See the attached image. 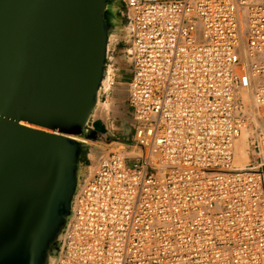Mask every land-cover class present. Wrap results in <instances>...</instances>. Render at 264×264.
<instances>
[{"label": "built area", "instance_id": "2783aa9c", "mask_svg": "<svg viewBox=\"0 0 264 264\" xmlns=\"http://www.w3.org/2000/svg\"><path fill=\"white\" fill-rule=\"evenodd\" d=\"M121 2L131 73L111 49L103 94L127 86L133 131L83 178L54 264H264V0Z\"/></svg>", "mask_w": 264, "mask_h": 264}, {"label": "water", "instance_id": "95a60500", "mask_svg": "<svg viewBox=\"0 0 264 264\" xmlns=\"http://www.w3.org/2000/svg\"><path fill=\"white\" fill-rule=\"evenodd\" d=\"M123 18L121 0H0V264L55 263L83 152L105 153L88 140H112L94 113Z\"/></svg>", "mask_w": 264, "mask_h": 264}, {"label": "rangeland", "instance_id": "374dc122", "mask_svg": "<svg viewBox=\"0 0 264 264\" xmlns=\"http://www.w3.org/2000/svg\"><path fill=\"white\" fill-rule=\"evenodd\" d=\"M122 22L124 25L125 18L122 19ZM128 46H129V40L124 31L121 30L117 35L113 37V47H114L113 55L117 61L116 65L119 70L118 73L120 74L122 72L124 79H129L131 73V65L125 53V50L127 49ZM119 93L124 94L126 93V91L125 90L118 91L117 94ZM104 106L108 108V113L105 117L99 114ZM119 110H120L119 106H117L113 102V93H110L108 96L105 95L102 96L99 106L96 112L94 113V117L103 120L109 132L107 134V137H111L112 140L110 141L109 138L104 137L103 139H100L98 141L88 140L89 143H92L102 149L106 148L105 151L122 150L120 148L124 146L122 142H124L125 139L131 136L132 134L133 121L131 114H129L130 110L128 114L125 113L124 115H122V118H120L119 116L115 118L114 115H117L119 113L117 111ZM96 161H97V154L95 153V151H91L87 149L83 152V156H82V165L84 166L83 176H85L90 169L91 170L94 169V166L97 163ZM89 166L90 168H88Z\"/></svg>", "mask_w": 264, "mask_h": 264}, {"label": "bare ground", "instance_id": "6f19581e", "mask_svg": "<svg viewBox=\"0 0 264 264\" xmlns=\"http://www.w3.org/2000/svg\"><path fill=\"white\" fill-rule=\"evenodd\" d=\"M113 80V77H106L103 80V85H105L106 87L111 86V82ZM245 97L249 100L251 95L250 94H246ZM108 113V108L106 106H104L101 111H100V115L101 116H106ZM112 144V143H111ZM248 142H247V131H245L240 138H238L236 140L235 143V152H236V156H235V164L236 166L243 168L246 166V164L249 161L250 158V154H249V150H248ZM113 148V147H112ZM121 149H123V146L120 147ZM106 149V148H105ZM108 151H105L104 154H106ZM96 169V167H95ZM94 169V170H95ZM93 170V172H94Z\"/></svg>", "mask_w": 264, "mask_h": 264}, {"label": "crops", "instance_id": "0c3cea01", "mask_svg": "<svg viewBox=\"0 0 264 264\" xmlns=\"http://www.w3.org/2000/svg\"><path fill=\"white\" fill-rule=\"evenodd\" d=\"M120 75V78L121 79H123V81H127V79H124V77H123V74H122V72L119 74ZM123 77V78H122ZM117 86V87H116ZM113 89H112V93H113V102L117 105V106H119V111H117V112H119L117 115H114V117L115 118H117L118 116L120 117V118H122V115H124L125 113L126 114H128V112H129V107H128V104H127V101H126V98H127V94L126 93H119V94H117L118 93V91H122L123 90V85L122 86H120V85H116ZM129 114H130V112H129Z\"/></svg>", "mask_w": 264, "mask_h": 264}, {"label": "flooded vegetation", "instance_id": "af4514ba", "mask_svg": "<svg viewBox=\"0 0 264 264\" xmlns=\"http://www.w3.org/2000/svg\"><path fill=\"white\" fill-rule=\"evenodd\" d=\"M131 114V113H130Z\"/></svg>", "mask_w": 264, "mask_h": 264}]
</instances>
